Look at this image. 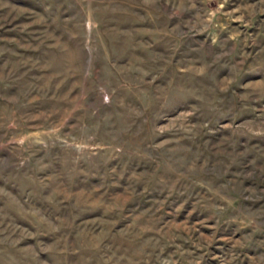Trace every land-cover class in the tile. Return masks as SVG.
<instances>
[{
  "label": "rangeland",
  "instance_id": "obj_1",
  "mask_svg": "<svg viewBox=\"0 0 264 264\" xmlns=\"http://www.w3.org/2000/svg\"><path fill=\"white\" fill-rule=\"evenodd\" d=\"M0 264H264V0H0Z\"/></svg>",
  "mask_w": 264,
  "mask_h": 264
}]
</instances>
